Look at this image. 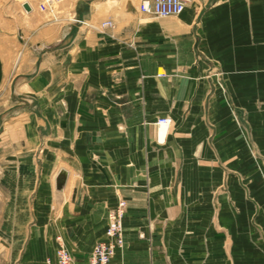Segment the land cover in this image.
I'll return each mask as SVG.
<instances>
[{
    "label": "crops",
    "instance_id": "1",
    "mask_svg": "<svg viewBox=\"0 0 264 264\" xmlns=\"http://www.w3.org/2000/svg\"><path fill=\"white\" fill-rule=\"evenodd\" d=\"M79 1L34 19L29 50L0 33V92L22 104L5 111L26 116L0 141L5 264H49L58 236L87 260L120 198L110 264H264V0L162 17ZM23 18L0 28L27 32Z\"/></svg>",
    "mask_w": 264,
    "mask_h": 264
},
{
    "label": "rangeland",
    "instance_id": "2",
    "mask_svg": "<svg viewBox=\"0 0 264 264\" xmlns=\"http://www.w3.org/2000/svg\"><path fill=\"white\" fill-rule=\"evenodd\" d=\"M22 1H25V0H0V25H4L5 22L6 23L10 22L9 18H12V15H14V14H16V15L19 13L24 14L23 20L21 22L18 21V24L20 22L21 26H23V28H25V29L27 28V32H24V31L21 32L18 26H14L12 28V30L10 29V31H3L4 28L3 27L0 28V33H4V32L12 33L11 34L12 35V37H11L12 43H13V45L16 46L15 55L18 53V51L23 50V48L24 49L27 48L29 50L30 46H28V45L26 46L25 44H23L21 42H23L25 40L35 41V37L32 36L31 32H30V30L34 29V27L31 28V26H30V24L32 23V21L34 19L38 18V19H48V20L51 19L52 20L53 17H58L57 13L60 12L62 6L67 5V7L69 9H72L74 7V1L75 0H64L61 2L50 3L49 10L40 9L39 2L41 0L40 1L39 0H26V1H29V3L32 6V9L30 11H33V12H31V13H27L25 11V9L22 5ZM96 1H101V0H96ZM111 1L113 3H115V6L118 5L119 7H139V2H140V0H109L107 6H105L104 8H106V9L109 8L111 6ZM189 2H190V0L188 1L187 5L189 4ZM73 18L77 19L75 15H73ZM106 19L108 20L107 17H106ZM26 20L28 23V27L25 24ZM103 21L79 19L77 22L80 25H83V29H85V28L87 29L88 27L90 28V26L94 27L93 25L99 26L100 28H104V27H102ZM112 22L113 23L111 24V26L114 25L113 20H112ZM6 38H8V36H6ZM1 39H4V37L2 36ZM19 57H20V54L18 55V59H19ZM218 84H220V83H218ZM12 85H13V81L11 82V86ZM8 92H9V87L7 90H4V91L2 90V92H0V141H2L5 138V136H7L9 138L12 137V139H17V137H18L17 131L23 127H26V123H25L26 122V116L20 117V114H15V115H12L10 117L9 114H7L8 111H5L7 109H11L12 106L22 105L20 103L19 97H16L12 94L10 95ZM34 101H32L33 104H34ZM166 116H168V115H166ZM5 129H6V131H4ZM23 129H25V128H23ZM2 143H0V151L3 150V144ZM123 199H125L127 202L126 198H123ZM252 225L259 226L258 224H252ZM0 233L3 234V231L1 230V228H0ZM260 237H261V239H263V235H261ZM253 241H254V243L257 244L259 241V238H256ZM1 242L2 241H0V264H5L6 255H4V252H5V251H3L4 246L2 245ZM263 242H264V239H263Z\"/></svg>",
    "mask_w": 264,
    "mask_h": 264
},
{
    "label": "built area",
    "instance_id": "3",
    "mask_svg": "<svg viewBox=\"0 0 264 264\" xmlns=\"http://www.w3.org/2000/svg\"><path fill=\"white\" fill-rule=\"evenodd\" d=\"M64 0H41L39 7L42 10H49L50 3L61 2ZM189 0H141L139 6L142 11L162 17L180 13ZM112 20H104L102 26L111 25ZM95 26V25H94ZM164 72H158L162 74ZM157 127L164 126L165 130L170 123V117L162 115L156 118ZM127 202L125 199H119L116 206L112 207L108 214V225L105 230L106 237L97 241L87 260L76 259L68 246L58 236V246L55 251V257H48L49 264H110L112 258L116 254L119 247H122L125 242V229L123 217L126 211Z\"/></svg>",
    "mask_w": 264,
    "mask_h": 264
},
{
    "label": "water",
    "instance_id": "4",
    "mask_svg": "<svg viewBox=\"0 0 264 264\" xmlns=\"http://www.w3.org/2000/svg\"><path fill=\"white\" fill-rule=\"evenodd\" d=\"M85 3H86V1H84V0H80V1H79V5H78V7L84 5ZM23 6H24V8H25L26 10H31V9H32V6H31V4L29 3V1H24V2H23ZM60 176H61V177L63 176V178H65V172L62 171V172L60 173V175H59L58 178H60Z\"/></svg>",
    "mask_w": 264,
    "mask_h": 264
},
{
    "label": "bare ground",
    "instance_id": "5",
    "mask_svg": "<svg viewBox=\"0 0 264 264\" xmlns=\"http://www.w3.org/2000/svg\"><path fill=\"white\" fill-rule=\"evenodd\" d=\"M84 1H85V0H84ZM159 72H162V69H161ZM170 123H171V118H170ZM170 123H169V125H170ZM164 128H165L164 126H161V127H159V128L157 127L158 135H160V136H165V135H166L169 126H168V128H167L166 130H165ZM159 140H160V139H159Z\"/></svg>",
    "mask_w": 264,
    "mask_h": 264
}]
</instances>
